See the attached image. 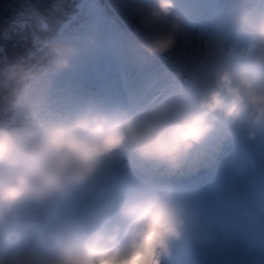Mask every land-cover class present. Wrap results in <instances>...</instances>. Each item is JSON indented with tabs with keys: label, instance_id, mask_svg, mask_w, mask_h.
<instances>
[{
	"label": "clouds",
	"instance_id": "clouds-1",
	"mask_svg": "<svg viewBox=\"0 0 264 264\" xmlns=\"http://www.w3.org/2000/svg\"><path fill=\"white\" fill-rule=\"evenodd\" d=\"M73 15L0 78V264H192L264 246V180L188 181L264 144V0H128ZM207 18V23H205Z\"/></svg>",
	"mask_w": 264,
	"mask_h": 264
},
{
	"label": "rangeland",
	"instance_id": "rangeland-1",
	"mask_svg": "<svg viewBox=\"0 0 264 264\" xmlns=\"http://www.w3.org/2000/svg\"><path fill=\"white\" fill-rule=\"evenodd\" d=\"M83 1L84 17L82 20H86L88 14H91L96 17L98 22L103 23L106 12L103 9L104 0ZM108 2L120 16L119 21L130 24V27L133 26V22L127 17L125 11L128 0H108ZM199 2L207 3L210 0H199ZM107 21L114 22L111 17H107ZM205 23H207V18H205ZM117 26H119L118 22H115V27L117 28ZM130 27L126 26L123 31L131 32L132 27ZM240 167L254 170L264 180V144H249L243 141L225 144L216 163L211 167L214 168V171L210 169L202 174H196L195 181L191 185L203 192H213L224 183L230 173ZM225 241L229 244V255L226 258L228 264H264V246L249 254L246 237L243 233L229 232Z\"/></svg>",
	"mask_w": 264,
	"mask_h": 264
},
{
	"label": "trees",
	"instance_id": "trees-1",
	"mask_svg": "<svg viewBox=\"0 0 264 264\" xmlns=\"http://www.w3.org/2000/svg\"><path fill=\"white\" fill-rule=\"evenodd\" d=\"M81 0H0V78L25 56L36 37L45 33L39 21L52 30L78 13Z\"/></svg>",
	"mask_w": 264,
	"mask_h": 264
},
{
	"label": "bare ground",
	"instance_id": "bare-ground-1",
	"mask_svg": "<svg viewBox=\"0 0 264 264\" xmlns=\"http://www.w3.org/2000/svg\"><path fill=\"white\" fill-rule=\"evenodd\" d=\"M103 24H105V23H103ZM225 261H226V263L228 264V262H227V260H226V257H225ZM193 262H194L193 264H196V259H194Z\"/></svg>",
	"mask_w": 264,
	"mask_h": 264
},
{
	"label": "water",
	"instance_id": "water-1",
	"mask_svg": "<svg viewBox=\"0 0 264 264\" xmlns=\"http://www.w3.org/2000/svg\"><path fill=\"white\" fill-rule=\"evenodd\" d=\"M215 261H217L219 264H221V261H218L217 259Z\"/></svg>",
	"mask_w": 264,
	"mask_h": 264
}]
</instances>
